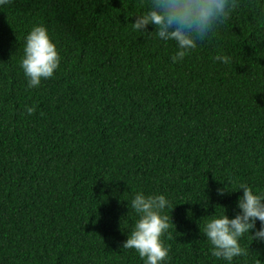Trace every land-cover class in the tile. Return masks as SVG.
<instances>
[{
  "label": "trees",
  "instance_id": "obj_1",
  "mask_svg": "<svg viewBox=\"0 0 264 264\" xmlns=\"http://www.w3.org/2000/svg\"><path fill=\"white\" fill-rule=\"evenodd\" d=\"M235 3L177 63L174 41L133 30L147 0L0 7V264H144L122 248L137 192L174 207L167 264H226L205 221L235 214L238 183L264 192V0ZM36 25L60 65L29 88L20 60ZM250 243L232 264H264Z\"/></svg>",
  "mask_w": 264,
  "mask_h": 264
},
{
  "label": "clouds",
  "instance_id": "obj_2",
  "mask_svg": "<svg viewBox=\"0 0 264 264\" xmlns=\"http://www.w3.org/2000/svg\"><path fill=\"white\" fill-rule=\"evenodd\" d=\"M11 3L12 0H0V7ZM235 7V0H147L146 11L135 15L131 24L136 32L151 34L153 31H148L151 26L160 40L174 41L176 53L171 59L177 63L222 26ZM215 59L227 64L230 57L221 55ZM59 65L60 55L47 29L43 25L33 26L24 38L20 60L28 87L36 88L42 80L52 78ZM33 111L28 109L29 114ZM240 190L242 195L237 197L236 211L231 218L221 207L222 212L211 216L203 225L211 255L226 264L246 254L241 245L243 238L264 244V192L254 191L246 183H238L237 190L231 192ZM226 192H229L226 187L220 188L217 195L223 196ZM131 208L138 219L122 248L135 250L144 264H167L170 248L162 237L173 225L170 215L164 214L166 209L174 208L169 199L164 194L137 192L131 199Z\"/></svg>",
  "mask_w": 264,
  "mask_h": 264
}]
</instances>
